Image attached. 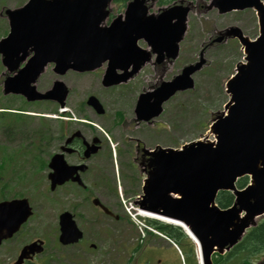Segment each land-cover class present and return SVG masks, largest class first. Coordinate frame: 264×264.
I'll use <instances>...</instances> for the list:
<instances>
[{"label": "water", "instance_id": "obj_1", "mask_svg": "<svg viewBox=\"0 0 264 264\" xmlns=\"http://www.w3.org/2000/svg\"><path fill=\"white\" fill-rule=\"evenodd\" d=\"M112 0H29L23 7L7 8L10 31L0 39L2 63L10 73L3 83L5 94H21L28 100L53 98L57 88L40 92L36 79L51 62L56 70H93L109 61L107 77L130 60L149 57L138 45L145 38L153 52L176 57L179 42L187 31L189 6L164 8L160 15H147L146 0H132L126 15L104 25ZM184 0H181L183 2ZM211 8L220 12L253 8L259 20V36L252 40L238 26L225 35L238 37L246 62L237 67L229 80L230 100L212 125L209 135L189 142L180 149L161 150L157 171L146 180L144 207L184 223L197 238L206 264H212L215 251L224 253L243 238L247 228L264 216V2L262 0H212ZM30 51L34 55L18 70ZM187 66L169 86L157 106L177 90L194 86L191 74L200 68ZM60 90L62 89L59 85ZM142 105L147 104L145 96ZM155 110V109H154ZM154 113V112H153ZM156 112L154 115L158 114ZM62 167L59 166V169ZM249 175L251 184L240 189L238 178ZM232 191L235 201L221 208L219 191ZM245 212V213H243ZM28 199L0 203V244L11 237L31 215ZM82 233L70 214L62 216L60 240L64 244L79 240ZM42 251L36 242L25 247L17 261L22 264L31 254Z\"/></svg>", "mask_w": 264, "mask_h": 264}, {"label": "flooded vegetation", "instance_id": "obj_2", "mask_svg": "<svg viewBox=\"0 0 264 264\" xmlns=\"http://www.w3.org/2000/svg\"><path fill=\"white\" fill-rule=\"evenodd\" d=\"M129 1H112L106 25L124 13ZM152 1L147 4L150 7L147 15L154 12V6L158 10L163 6L159 0L154 5ZM205 1L199 0V9L205 8ZM144 40L139 39V45L149 47ZM33 54L34 51L29 52L18 70ZM179 58L174 61L165 52L162 56L152 53L141 60H130L125 70H117L118 74L129 73V79L114 83L104 79L108 62L86 72L71 68L59 72L54 63H49L37 78L36 86L46 91L62 82L66 91L64 99L61 92H56L52 100L29 101L23 95H8L0 103L2 112L13 118L5 123L4 129L7 157L0 178L2 185L50 186L49 175L55 172L51 162L57 156V161H65L68 167V179L51 191L58 205L55 207L58 231L59 216L65 210L71 211L75 219L87 218L96 229L106 219L125 218L119 188L135 201L142 193L146 172L151 170L153 157L145 148L168 146V111L164 107L153 117V109L143 111L138 103L143 95L147 102L153 103L163 82L183 68L178 67L170 77ZM9 75L4 67L0 86ZM60 206L64 209L59 212ZM143 264H175V259L169 249H158Z\"/></svg>", "mask_w": 264, "mask_h": 264}, {"label": "rangeland", "instance_id": "obj_3", "mask_svg": "<svg viewBox=\"0 0 264 264\" xmlns=\"http://www.w3.org/2000/svg\"><path fill=\"white\" fill-rule=\"evenodd\" d=\"M26 1L0 0V38L8 32L7 17L5 13L2 16L3 8L15 9L24 5ZM153 10L156 12L158 9L154 6ZM188 24V31L180 44V62L176 61L173 65L170 77L177 72L178 67L184 65H181L182 63L187 64L198 59L202 51L207 64L204 70L194 75L196 88L178 93L174 99L169 100V104H166L170 126L169 145L174 147L197 139L207 132L214 113L223 110L228 100L229 96L224 91L227 79L234 73L236 64L244 60L243 50L237 41L227 40L210 44L216 30L236 25L251 38H255L259 32L258 19L253 9L226 14H220L216 9L206 12L196 9L191 12ZM2 70L0 61V72ZM4 100L0 92V103ZM9 119L13 118L10 115L0 114V125H5ZM3 140L4 129L0 126V143ZM3 164L4 154L0 150V178L3 175ZM5 189L0 181V201L8 197V192L11 197L21 192L30 198L35 216L20 234L0 247V264H15L21 247L37 238L46 241V248L33 264H139L140 252L145 247L142 251L143 256L148 253L149 247L175 248L169 240L160 235L150 238L148 234L141 233L128 214H126L127 220L106 219L100 229H96L87 218H78L80 228L85 231L84 241L74 246L60 245L57 240L54 211L56 206L48 187L23 185L11 186L8 191ZM132 203V199L127 200L128 206ZM91 243L96 244V248H93ZM188 244L191 246V241ZM183 248L187 251L186 247ZM172 252L174 255L177 254L176 249ZM254 258L253 264L264 262V253L257 254ZM177 260L179 264H191L187 256Z\"/></svg>", "mask_w": 264, "mask_h": 264}, {"label": "trees", "instance_id": "obj_4", "mask_svg": "<svg viewBox=\"0 0 264 264\" xmlns=\"http://www.w3.org/2000/svg\"><path fill=\"white\" fill-rule=\"evenodd\" d=\"M169 2L171 0H163ZM245 183V179L239 181V185L242 186ZM233 195L230 192H221L218 197V203L227 207L233 202ZM159 227V226H158ZM163 230H168L171 234L176 235L178 238L182 236V233L178 229H172L169 227H159ZM239 252L243 253L245 257L250 258L254 254L264 251V220L255 228L251 229L243 241L239 244Z\"/></svg>", "mask_w": 264, "mask_h": 264}, {"label": "bare ground", "instance_id": "obj_5", "mask_svg": "<svg viewBox=\"0 0 264 264\" xmlns=\"http://www.w3.org/2000/svg\"><path fill=\"white\" fill-rule=\"evenodd\" d=\"M141 214L144 215V216H148V217H152V218H156V219H159V220H162V221H165V222H170V223H174V224H178V225H182L184 226L181 222L179 221H174L172 219H169L167 217H163V216H160V215H156V214H153V213H146L144 211H141ZM184 230L186 233H188L189 236L192 237L193 241L195 242L196 244V247H197V251H198V256H199V259H201V250H200V247L198 245V241L194 238V236L190 233V231L184 226ZM202 264V262H200Z\"/></svg>", "mask_w": 264, "mask_h": 264}]
</instances>
